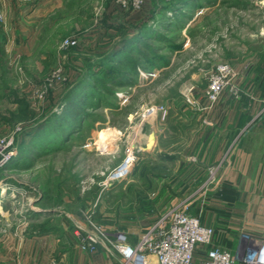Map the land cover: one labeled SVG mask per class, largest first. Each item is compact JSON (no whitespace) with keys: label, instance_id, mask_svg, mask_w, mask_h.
<instances>
[{"label":"rangeland","instance_id":"374dc122","mask_svg":"<svg viewBox=\"0 0 264 264\" xmlns=\"http://www.w3.org/2000/svg\"><path fill=\"white\" fill-rule=\"evenodd\" d=\"M246 60L264 61V0H0V115L16 111L9 91L34 114L0 122V142L12 139L15 151L0 161V264L20 241L51 234L68 247L69 229L108 231L112 186L124 181L108 177L128 154L127 178L156 166L145 140L173 124L186 129L174 115L187 114L193 73L201 96L216 66ZM209 180L175 186L167 213L187 208L233 253L237 207L225 194L235 195Z\"/></svg>","mask_w":264,"mask_h":264},{"label":"crops","instance_id":"0c3cea01","mask_svg":"<svg viewBox=\"0 0 264 264\" xmlns=\"http://www.w3.org/2000/svg\"><path fill=\"white\" fill-rule=\"evenodd\" d=\"M233 68L239 97L234 100L224 93L210 110L204 94L195 91L198 74L191 75L193 104L187 114L174 115V121L186 124V129L176 128L177 124L162 128L150 146L148 134L143 153L155 155L156 166L145 162L121 184L112 186L115 197L106 207L112 223L108 231L122 230L134 244L154 218L176 206L175 186L188 192L205 182L209 170L217 166L216 185L230 186L229 193L235 195L225 200H236L234 222L239 234L264 238V61L246 60ZM153 167L158 169L155 174ZM100 206L99 212H105L103 202ZM83 228L66 231L68 247L51 234L20 241L13 256L1 264H48L52 260L58 264H119L117 254L104 245L95 253L82 252L78 242Z\"/></svg>","mask_w":264,"mask_h":264},{"label":"built area","instance_id":"2783aa9c","mask_svg":"<svg viewBox=\"0 0 264 264\" xmlns=\"http://www.w3.org/2000/svg\"><path fill=\"white\" fill-rule=\"evenodd\" d=\"M73 44L65 41L63 46ZM236 78L237 73L229 64L216 66L204 93L207 109H212L224 93L234 100L239 97ZM191 92L192 88H189L185 96L188 105L193 104ZM159 110L155 109V112ZM11 144L12 139L0 142L2 164L8 163L15 155L9 147ZM133 162V156L128 154L108 180H125ZM217 169L215 166L209 170L211 183L215 182L213 175ZM117 175L121 176L115 178ZM165 216L168 217L166 220L163 219ZM165 216L141 232L134 244L129 243L126 233L95 228L80 236L78 247L82 252L95 253L98 246L104 245L108 251L117 254L119 264H264V238L241 232L232 253L216 242L214 229L202 224L199 217L190 214L187 208H177Z\"/></svg>","mask_w":264,"mask_h":264},{"label":"trees","instance_id":"16d2710c","mask_svg":"<svg viewBox=\"0 0 264 264\" xmlns=\"http://www.w3.org/2000/svg\"><path fill=\"white\" fill-rule=\"evenodd\" d=\"M4 97L9 103L16 106L15 112H9L8 116L0 115V122L8 126L14 127L18 123L31 122L34 119V114L29 110V105L26 100L19 96L16 91L7 92ZM228 198L225 194V199Z\"/></svg>","mask_w":264,"mask_h":264},{"label":"water","instance_id":"95a60500","mask_svg":"<svg viewBox=\"0 0 264 264\" xmlns=\"http://www.w3.org/2000/svg\"><path fill=\"white\" fill-rule=\"evenodd\" d=\"M154 139H155V136H154V133L152 132V133L149 134L148 140H149V142H153Z\"/></svg>","mask_w":264,"mask_h":264},{"label":"bare ground","instance_id":"6f19581e","mask_svg":"<svg viewBox=\"0 0 264 264\" xmlns=\"http://www.w3.org/2000/svg\"><path fill=\"white\" fill-rule=\"evenodd\" d=\"M121 175H117V176H115V178H117V177H120Z\"/></svg>","mask_w":264,"mask_h":264}]
</instances>
